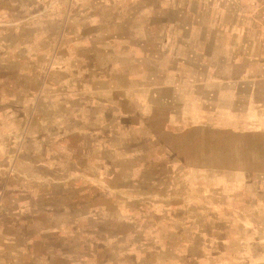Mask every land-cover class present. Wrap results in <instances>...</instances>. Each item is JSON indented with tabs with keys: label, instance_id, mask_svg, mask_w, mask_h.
I'll list each match as a JSON object with an SVG mask.
<instances>
[{
	"label": "rangeland",
	"instance_id": "rangeland-1",
	"mask_svg": "<svg viewBox=\"0 0 264 264\" xmlns=\"http://www.w3.org/2000/svg\"><path fill=\"white\" fill-rule=\"evenodd\" d=\"M196 2L0 0V264H264Z\"/></svg>",
	"mask_w": 264,
	"mask_h": 264
},
{
	"label": "crops",
	"instance_id": "crops-1",
	"mask_svg": "<svg viewBox=\"0 0 264 264\" xmlns=\"http://www.w3.org/2000/svg\"><path fill=\"white\" fill-rule=\"evenodd\" d=\"M192 7L190 36L184 41L196 54L197 46H204L201 73L205 85H215L217 94L225 91V100H219L218 107L225 108V131L232 133L229 139L238 158L228 169L225 164V172L240 175L237 186L252 179V192H246V197L253 207L252 197L258 194L253 185L264 179V0H197ZM197 69H193V77L198 75L194 74ZM245 185L238 186L242 198L248 190ZM229 188H234V183ZM252 219L258 221L254 214ZM252 245L258 247L256 242Z\"/></svg>",
	"mask_w": 264,
	"mask_h": 264
}]
</instances>
